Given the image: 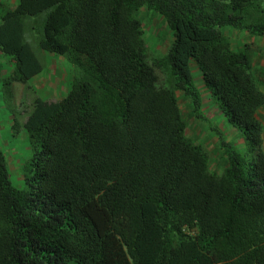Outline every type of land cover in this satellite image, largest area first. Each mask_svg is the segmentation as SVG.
I'll use <instances>...</instances> for the list:
<instances>
[{"label": "trees", "instance_id": "obj_1", "mask_svg": "<svg viewBox=\"0 0 264 264\" xmlns=\"http://www.w3.org/2000/svg\"><path fill=\"white\" fill-rule=\"evenodd\" d=\"M142 8L172 33L163 54ZM227 30L263 37L264 0H17L0 14L7 82L31 90L43 52L73 70L61 99L32 94L14 119L31 141L24 187L0 143V264H264L259 49ZM193 66L243 147L204 113ZM179 93L218 138L221 171Z\"/></svg>", "mask_w": 264, "mask_h": 264}, {"label": "rangeland", "instance_id": "obj_2", "mask_svg": "<svg viewBox=\"0 0 264 264\" xmlns=\"http://www.w3.org/2000/svg\"><path fill=\"white\" fill-rule=\"evenodd\" d=\"M16 2L17 0H0V14L8 8H13ZM140 17L143 19L144 36L151 50L157 55L165 53L172 41V33L163 17L147 8L141 9ZM227 32L231 35L235 48L242 47L246 42H254L258 45L259 50L252 56L255 74L264 89V36L251 38L242 32L228 30ZM42 55L45 69L29 81L30 90L27 84L7 82L12 65L8 56L0 54V143L8 158L12 182L20 188L25 185L23 170L31 154V141L28 133L23 129L14 134L11 122L16 117L21 121L24 119L23 103L32 94L48 100L61 99L68 92L73 81L72 66L64 57L48 52H43ZM192 72L195 82L203 90V111L208 119L217 124L229 140L243 147L240 131L227 122L211 95L203 89L199 70L193 66ZM178 95L184 117L188 120L187 134L209 151L212 167L221 171L223 159L218 147V138L209 130L205 122L191 117L192 110L188 99L181 93ZM258 117L264 128V107L259 111Z\"/></svg>", "mask_w": 264, "mask_h": 264}, {"label": "crops", "instance_id": "obj_3", "mask_svg": "<svg viewBox=\"0 0 264 264\" xmlns=\"http://www.w3.org/2000/svg\"><path fill=\"white\" fill-rule=\"evenodd\" d=\"M1 54V53H0ZM11 122V121H10ZM13 123H14V120L11 122V126L13 125Z\"/></svg>", "mask_w": 264, "mask_h": 264}]
</instances>
